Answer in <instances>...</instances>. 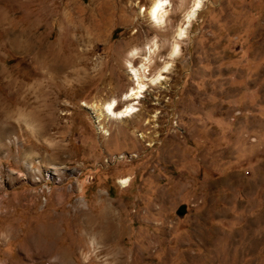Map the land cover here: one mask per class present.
I'll use <instances>...</instances> for the list:
<instances>
[{
	"label": "rangeland",
	"instance_id": "1",
	"mask_svg": "<svg viewBox=\"0 0 264 264\" xmlns=\"http://www.w3.org/2000/svg\"><path fill=\"white\" fill-rule=\"evenodd\" d=\"M154 1L0 0V264H264V0Z\"/></svg>",
	"mask_w": 264,
	"mask_h": 264
},
{
	"label": "bare ground",
	"instance_id": "2",
	"mask_svg": "<svg viewBox=\"0 0 264 264\" xmlns=\"http://www.w3.org/2000/svg\"><path fill=\"white\" fill-rule=\"evenodd\" d=\"M205 0H195L191 9L186 14V22L187 24L181 26L177 32L176 41L170 51V57L175 58L178 56L180 51V44L178 42L179 39H182L186 33V27L189 23L196 17L198 11L201 9ZM170 3L169 0H155L149 9V14L151 20L158 26L163 25L166 21V15L168 12V4ZM151 45L147 46V52L143 56V61L141 64L136 67L133 63V60H129L128 65L130 66V74L134 81H136L137 88H132L131 91H128L125 96V101H130L128 104L124 105L123 107L119 108V100L112 99L104 105L93 107V112L97 115V121L101 123L103 117L109 116L112 119H125L132 116L137 110L135 106V102L133 100H138L143 95L142 93L145 92L149 85H158L162 79H164V72L169 70L170 62H166L164 66H162L160 71H157L153 76H147L148 66L146 63L150 60V55L152 52L155 51ZM83 53V52H82ZM138 54L137 51L131 53L132 57H135ZM72 62V61H71ZM85 63V61H81ZM72 64V63H71ZM74 65V64H73ZM50 66V65H49ZM79 69V68H78ZM81 69V68H80ZM79 69L78 72H81ZM0 134L8 131L12 127L11 118H12V110L6 109L5 111H0ZM34 118V117H33ZM131 177H126L119 180V183L122 186L129 185ZM43 242V241H42ZM45 254H54L55 255V263H65L67 258L64 254L57 253V251H49L46 249L44 252Z\"/></svg>",
	"mask_w": 264,
	"mask_h": 264
}]
</instances>
